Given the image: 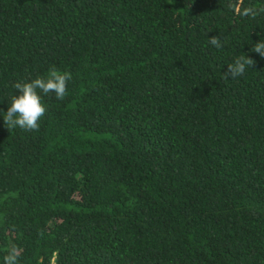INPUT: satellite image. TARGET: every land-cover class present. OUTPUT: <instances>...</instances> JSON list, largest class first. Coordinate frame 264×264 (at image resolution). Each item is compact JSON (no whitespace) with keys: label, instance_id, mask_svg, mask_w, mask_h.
Returning a JSON list of instances; mask_svg holds the SVG:
<instances>
[{"label":"trees","instance_id":"16d2710c","mask_svg":"<svg viewBox=\"0 0 264 264\" xmlns=\"http://www.w3.org/2000/svg\"><path fill=\"white\" fill-rule=\"evenodd\" d=\"M260 37L264 0H0V109L71 77L38 130L0 117V262L264 264Z\"/></svg>","mask_w":264,"mask_h":264},{"label":"clouds","instance_id":"9594fccd","mask_svg":"<svg viewBox=\"0 0 264 264\" xmlns=\"http://www.w3.org/2000/svg\"><path fill=\"white\" fill-rule=\"evenodd\" d=\"M235 11L243 17H255L258 10L254 7H235ZM209 43L216 49H221L223 44L220 36H212L208 38ZM250 52H255L264 57V39H260L250 44ZM252 59L245 53L232 62L227 64L229 77L236 78L242 76L251 68ZM70 74L52 69L45 76H40L31 81H18L13 87L15 93L10 96V103H7V110L0 109V117L4 124H7L9 129L19 128L22 130H38L39 121L44 117L47 109L42 102V94L55 93L57 100H63L66 94L67 81L70 79ZM0 264H18L17 249L13 246L8 253L3 256Z\"/></svg>","mask_w":264,"mask_h":264}]
</instances>
